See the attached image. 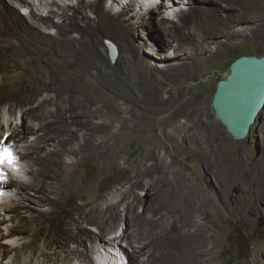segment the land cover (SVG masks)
<instances>
[{
  "label": "bare ground",
  "instance_id": "obj_1",
  "mask_svg": "<svg viewBox=\"0 0 264 264\" xmlns=\"http://www.w3.org/2000/svg\"><path fill=\"white\" fill-rule=\"evenodd\" d=\"M16 1L24 6L31 4L27 0ZM114 1L118 4L121 0H77L76 4L64 2L62 5L56 0H38L40 7H49L47 14H36L31 9L30 14L36 22H28L23 20L22 14L12 2L13 5L0 0V61L12 59L15 52L22 58L24 75L28 77L26 86L19 82L18 87L10 81L0 79V98L12 95L15 89H19L17 102L21 109V123L16 124L12 130L16 138L10 137L12 133L8 132L5 135L0 133V140L6 137L2 145H10L14 149L15 160L11 165L26 157L35 165V169L31 170L33 183L19 182L2 173L0 198L15 190V194L18 192V195L30 203L49 206L48 210H38L21 200L3 205L5 212L13 214L11 219L14 222L13 232L6 238L10 239L16 232L25 234L24 237L30 236L31 240L24 242L22 247L29 244L34 246L37 240L42 241L43 250L37 256L41 259L39 264L59 261L72 264L75 258L89 264L92 261L81 248L86 247L87 241L94 242V234L87 225L96 224L100 229L103 241L98 244H112L106 240V233L123 218L125 226L116 237L120 238L119 241L113 239L112 242L116 243H113L114 247L106 248H117L121 253L119 258L121 255L126 257V264H212L217 250L222 246L228 217L232 216L229 187L238 183L243 186V201L237 205L241 213L264 210V138L257 140L261 146L257 157L243 154L238 149L231 150L229 145L232 136L220 122L212 121L200 110L194 112L187 109L185 114L188 117L185 115V119L194 122L191 125L195 126L196 131L189 133L191 128L187 120L184 123L177 121L173 129L167 131L165 140L179 146L183 142L181 145L184 144V150L198 153L197 160L204 169L203 174L189 176L184 172L185 168L181 169L179 166L180 161L175 152L159 153L156 152L159 145H151L136 151L131 159L129 156L133 152L128 153L125 165L121 167L125 176L119 180L110 196H106L97 192L95 186L105 177L107 169L114 166L111 159L113 151H120L121 144L131 137L129 132L124 131L126 117L119 114L117 105H110L106 113H99L101 111L97 109H93L94 112L84 110L86 113L63 110L58 119H53L48 116L54 111L46 105L49 100L47 96L38 98L35 105L31 104L36 94L45 89L43 83L50 80L46 77L37 78L43 71L42 65L61 63H53L50 59L38 63L33 50L37 45L55 48L61 56H66L62 58L75 60L85 70V80L92 89L110 95L115 102L116 95L131 99L138 95L129 87V78L123 76L125 65L131 64L139 68L146 79L148 73L157 72L155 68L158 65L155 68L148 66L137 50L135 41L130 38V17L127 15L130 9L134 10L136 0L121 4L116 12L105 5L107 3L108 7L114 8ZM174 1L157 0L155 5H150V0H141V3L147 2L150 5L147 6V11H151V14L149 13L147 20L139 18L144 27L157 25L163 32L161 40L165 38L172 41L173 48L192 43L199 47V52L204 53L202 40L212 39L214 33L226 31L231 21L242 19L244 14L253 15L258 20L264 19V0H189L188 10L184 6L188 1L180 0L182 6L179 9L174 8ZM205 2L209 6H202ZM56 5L57 9H54ZM87 11L93 16L88 15ZM157 11H163L159 20L154 18ZM167 11L172 12L173 16ZM54 17H60V23L54 22ZM40 23L56 27L60 36L53 38L45 34L40 29ZM73 31L79 36L72 37ZM11 37L16 39L12 42L13 47L7 41ZM61 38L66 41L62 42ZM152 38L158 44L159 38ZM104 39L113 43L117 49L113 62L100 54L101 47L108 52ZM159 43H162L158 44L159 50H163L166 42L159 40ZM215 54L218 51L213 53ZM30 64L33 66L30 67ZM81 68L75 70L81 71ZM39 83L41 84L38 86ZM10 112L14 114V108ZM95 116H105V119L94 122ZM8 125L10 128L12 121ZM24 128L30 131L29 134L19 136L17 130ZM30 134L36 136L28 144L27 137ZM23 143L26 144L22 154L18 145ZM33 152L37 153L34 157ZM86 158L94 159L97 165L95 164V170L91 174L78 180V168ZM23 171L29 173L30 169L26 167ZM13 180L17 181L14 185H19V188L7 187ZM29 189L34 193H30ZM139 190L144 191V195ZM71 193L77 196L81 204L67 215L65 227L59 229L65 235L61 237L52 231V227L65 216L62 202ZM240 218L248 220L244 215ZM67 240L76 243L75 249H70ZM125 240L132 247L131 254L124 249ZM10 249L18 251L17 247L9 245L7 248L0 241V251L4 254L1 263ZM45 249L53 251L47 252ZM99 250L106 256L103 247ZM110 256L112 257L111 254ZM139 256H143L142 261ZM96 257L101 262V257ZM221 264L240 263L227 258Z\"/></svg>",
  "mask_w": 264,
  "mask_h": 264
},
{
  "label": "rangeland",
  "instance_id": "obj_2",
  "mask_svg": "<svg viewBox=\"0 0 264 264\" xmlns=\"http://www.w3.org/2000/svg\"><path fill=\"white\" fill-rule=\"evenodd\" d=\"M5 1L10 3L12 2L17 8L18 12L22 14V17L24 18L23 20L28 22H36V20L33 19L30 14L31 9H33L36 14L42 13L43 15H46L49 8L40 7L38 5V0H27L31 3L28 6L22 5L23 3L20 4L16 0ZM150 1V5H155L157 2V0ZM179 1L180 0L174 1V8L179 9L182 6V3ZM185 1H188V3L184 5L188 10V8H190L189 0ZM56 2L61 5L64 2L76 4L77 0H56ZM126 2L133 3L135 1L121 0L118 1V4L116 1L113 5L114 8L108 6L107 8H110L113 12H116L122 5H125ZM221 2L224 4L223 1H220V3ZM150 5H148L147 2L141 3V0H136V5L134 4V10L130 9L127 15L130 17V38L135 41L134 43L136 48L141 54L142 58H144L145 63L152 68H155L156 64L158 65L155 68L157 72L148 73L147 79L141 75L140 69L134 65L129 64L123 67V76H127L130 80L129 87L138 94L136 97H132V99L125 98L121 95H116L114 96L116 99L115 102L114 99L110 98V95H105L104 92L99 93L97 90L92 89L88 81L85 80V70L81 68V66H79L75 60L62 58L64 55L61 56L59 51L55 48H49L44 45H37V48H33L34 55L37 57L36 61L38 63H42L43 60L48 59H50L53 63H57L55 61H61V63H58V65H42L43 71L40 73L42 76L38 74L37 78L46 77L50 78V80L49 82L43 83L45 84V89L36 94V98L31 101L32 105L37 103L36 100L38 98L47 96L49 100L47 99L48 101L46 105H48V109H52L51 111L55 112L49 113L48 116L50 115L49 117L53 119H58V116L61 114V112L68 109L78 112H94L93 109H97L101 111L99 113H106V110L110 105H117L119 114L122 113L126 117V128H128L130 131L125 127L124 131L129 132L131 137L121 144L122 149L120 151L117 149L113 151L111 154V159L114 161V166H110L107 169L105 177L99 180L95 186V190L97 192L103 193L106 196H110V193L114 190V188H116V186H118L119 180L125 176V172L121 169V167L125 165V159L129 156L128 153L133 152L132 155L129 156L131 159L136 151L151 145L152 147L159 145L158 150H156V152L159 153H164L167 151V154H170L175 152L174 154L178 155L177 157L180 161L179 166L181 169L185 168L184 172H186L191 177H194L195 175L201 176L204 169L201 165H199L197 160L198 153H192L191 151L189 152L184 150V144L181 145L183 142L179 143V146L178 144H174L168 140H165L167 131L169 132L170 129H173L175 122L178 121L184 123L186 120L191 128L189 129V133L191 134L196 131L195 126L191 125L194 122H190V120L188 121V119H185L187 116V113L185 114V110L187 109H191L194 112L200 110L207 114L212 121L219 123L220 121L214 114L210 104L216 82L221 78H225L229 71V64L236 57L241 55H261L264 53V19L261 20L260 18L258 20L253 15L249 14L242 15V19L236 22L231 21L230 27L226 31L222 33L216 32L214 33L212 39L202 40V50L204 49L205 52L201 53V51L199 52V47H196V45L192 43H184L178 48H173L172 41H167L165 38L161 40V33L163 34V32L159 27H157V25L154 27L152 25H147V27H144L145 25L141 24V19H148L151 11H147V6ZM203 5L209 6L207 2L203 3L202 6ZM57 6L58 5H56L54 9H57ZM162 12L157 11L154 13V18L159 20L162 17ZM235 12H238V10ZM87 14L93 16L90 11H87ZM168 14L173 16L172 12L170 11ZM79 18L80 15H78V19ZM60 21V17H54V22L60 23ZM39 25L41 31H43L45 34L50 35L53 38L60 36L56 27L43 23H40ZM71 35L72 37L79 36L76 31H73ZM151 36H155L156 40L159 38L161 42H166V46H164L163 50H159V40L157 44L154 41L155 38L153 39ZM7 41L11 44V47H13L12 42L16 41V39L11 37ZM61 41L65 42L66 40L61 38ZM104 42L108 49L109 42L105 39ZM216 51H218V54L213 55V53ZM13 54L14 57L12 59L0 61V79L10 81L14 85L16 84L17 87L19 86V82L22 83V86H26L28 77L24 75V64L22 62V58L15 52ZM100 54H102L103 58L105 57L109 61L111 60L108 56V52L106 53L103 47L100 49ZM114 60L111 61L113 62ZM161 64H165V66H160ZM32 66L33 65L30 64V67ZM75 68H81V71H76ZM19 77L22 78L19 80ZM40 84L41 83H39L38 86ZM19 93V89H15L12 95H6L0 98V133H4L3 135L8 132L12 133L13 128L16 127L15 125H19L21 123V109L19 103L17 102ZM106 93L109 92L107 91ZM13 108L14 114L10 112V109ZM102 118L105 119V116H100L99 118L95 116L93 120L94 122H99ZM216 118L218 120H216ZM11 121L12 125L9 128L8 124ZM35 122L37 123V121ZM220 124L225 129L221 122ZM17 132L19 136H24L29 134L28 132L30 131L27 130V128H24V130L19 129ZM15 135V133H12L10 134V137L14 136L16 138ZM35 136L36 135L33 134L28 135L27 143L29 144L32 142ZM144 136L145 138H143ZM260 137L264 138V107L262 110H260L258 117L252 124L248 135L240 140H236L231 137L229 147L231 150L238 149L242 151L243 154L248 153L249 155L257 157L259 156L261 150V146L257 141ZM146 139L149 140L147 141ZM4 140H6V137L3 138V140H0V145L4 142ZM205 143L206 142H204V144ZM25 144L26 143L18 145V148L22 154ZM36 155V152L32 153L33 157ZM167 159L169 158L167 157ZM17 161L14 163V165L10 166L11 170L5 169L3 171L4 176L7 178H13L19 182L22 181L23 183H33L34 179L33 176L31 178V170L32 168L35 169V165H33L32 160L26 157L25 160L19 162ZM82 162L76 175L78 180L81 179V177L91 174L97 165L94 159L91 158H86ZM26 167L30 169L29 173L23 171V168ZM12 182L13 183L7 185V187L16 186L19 188V185H14V183L17 181L13 180ZM228 191L230 195L232 216L229 215L228 217V224L225 225L226 232L223 237L222 246L217 250L216 257L212 261V264H221L222 261L227 258L231 261H237V263L240 264H264V210L260 212L250 210L245 214L241 213L237 205L243 201V186L239 183L232 184ZM29 192L34 193L33 190L30 189ZM139 192L142 195L145 193L142 190H139ZM20 200L36 207L38 210L49 209L48 205L38 206L28 202L26 199L22 198L20 194L18 195V192L15 194V190L9 191L5 197L0 198V203L3 202L0 210V241L7 248L9 245L18 248V251L13 249L8 250V253L5 255L7 257L2 263L1 260L4 257V254L2 251H0V264H39L41 261V259H38L37 256H39L43 250L42 241L37 240L34 246L29 244L26 247H22L24 242H29L31 240L30 236L24 237L25 234L16 232L10 239L6 238L12 231L14 222L11 219L13 214L10 212H5L2 206L6 204H12L13 202ZM80 204L81 201L74 193H71L67 196L66 200L62 202V208L65 211V216L60 222L54 223V226L52 227V231L54 233L61 237L65 236L62 232H60L59 229H63L65 227L67 215L75 206ZM121 208L122 206L120 209ZM139 210H142V207H139ZM239 212L242 215L239 214ZM243 215L248 220H242L240 217H243ZM124 226L125 225L122 218V220L118 221L115 227L109 228V231L106 233V240L112 244H105L104 242L102 244H98L99 242L103 241L100 229L96 226V224L87 225V227L90 228L94 234V242L91 243L90 241H87L86 247L81 248L87 252L88 257L91 259L92 262L89 264L93 263L96 256L99 257L98 254L101 253L99 250L100 247H103L108 259H104L105 256L101 255V264H126L123 260L125 256L123 257L121 255L119 258L121 253L117 248H106L114 247V244L116 243L112 242L113 239L115 241H119L120 238L117 239L116 237L121 234ZM67 242L70 249H75L76 243H73L71 240H67ZM123 246L124 249H126V253H132V247L126 240L123 242ZM45 250L47 252L53 251V249ZM110 254L112 257L114 256L112 260V257H109ZM17 257L18 259H16ZM115 257L117 260L114 259ZM139 260L142 261L143 256H139ZM50 264L63 263L59 261L55 263L51 262ZM72 264L85 263L79 258H75Z\"/></svg>",
  "mask_w": 264,
  "mask_h": 264
},
{
  "label": "water",
  "instance_id": "obj_3",
  "mask_svg": "<svg viewBox=\"0 0 264 264\" xmlns=\"http://www.w3.org/2000/svg\"><path fill=\"white\" fill-rule=\"evenodd\" d=\"M108 56L114 60L117 49L108 43ZM225 78L216 82L211 108L231 136L246 137L264 107V53L241 55L228 68Z\"/></svg>",
  "mask_w": 264,
  "mask_h": 264
},
{
  "label": "snow or ice",
  "instance_id": "obj_4",
  "mask_svg": "<svg viewBox=\"0 0 264 264\" xmlns=\"http://www.w3.org/2000/svg\"><path fill=\"white\" fill-rule=\"evenodd\" d=\"M13 154L8 148L0 147V163L7 161L9 164L13 162ZM2 173H0V178H2Z\"/></svg>",
  "mask_w": 264,
  "mask_h": 264
}]
</instances>
